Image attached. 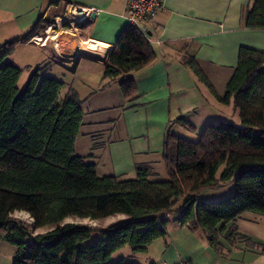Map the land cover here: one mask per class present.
<instances>
[{
    "label": "trees",
    "instance_id": "obj_1",
    "mask_svg": "<svg viewBox=\"0 0 264 264\" xmlns=\"http://www.w3.org/2000/svg\"><path fill=\"white\" fill-rule=\"evenodd\" d=\"M249 28H264V0H254L244 14ZM42 28L44 27L41 26ZM22 38L0 44V241L16 249L11 264H134L111 255L125 245L144 253L155 239L164 238L170 218L192 231H201L216 250L236 239L250 237L233 226L244 212L264 213V51L241 46L233 72L218 95L195 57L181 61L221 103H233L240 123H209L192 141L172 132L182 117L170 121L162 160L165 179H151V167L140 163L134 178L99 176L89 156L74 153L82 116V100L74 90L62 95L64 82L42 74L36 66L20 90L22 69L5 61ZM156 57L151 42L127 25L109 52L102 80L119 81L124 98L136 94L135 83L125 75ZM231 181L233 193L222 200L203 202L198 193ZM24 211L32 219L33 234L19 220ZM125 217L99 229L67 218L97 220ZM93 230L99 237L88 242ZM262 252L264 242L253 240Z\"/></svg>",
    "mask_w": 264,
    "mask_h": 264
},
{
    "label": "crops",
    "instance_id": "obj_2",
    "mask_svg": "<svg viewBox=\"0 0 264 264\" xmlns=\"http://www.w3.org/2000/svg\"><path fill=\"white\" fill-rule=\"evenodd\" d=\"M253 2L162 0L148 29L156 57L145 67L125 75L133 79L136 87L135 96L129 99L123 97L119 81L106 82L101 77L109 52L127 26L123 15L125 0H0V18L11 21L1 37L4 42L22 38L34 27L32 34L41 32V26L59 15L67 4L99 8L98 13L77 26L78 35L58 34L55 54L63 62L51 60L31 42L16 47L20 44L36 47L38 53L53 63L45 68L44 74L64 82L62 95L74 90L82 100L83 116L74 153L89 156L99 176L134 178L136 165L145 163L151 167V179H165L162 154L170 121L182 117L192 125L190 130L179 123L172 124V132L183 137L190 131L198 137L209 123H240L239 110L233 103L219 102L196 80L181 58L184 54L193 55L217 94L223 95L239 48L264 51V28H249L244 24V14ZM87 41L105 45L104 58L80 56L79 46ZM45 48L51 51L49 43ZM38 65L43 66V62ZM234 188L228 181L201 190L197 197L203 202L218 201L229 197ZM233 226L250 238L232 243L223 240V247L216 250L201 231H192L170 218L165 237L153 240L144 253H134L130 261L134 264H175L179 260L194 264H264V252L253 243V240L264 242V213L244 212Z\"/></svg>",
    "mask_w": 264,
    "mask_h": 264
},
{
    "label": "built area",
    "instance_id": "obj_3",
    "mask_svg": "<svg viewBox=\"0 0 264 264\" xmlns=\"http://www.w3.org/2000/svg\"><path fill=\"white\" fill-rule=\"evenodd\" d=\"M162 0H125L123 15L127 25L137 29L142 35L149 40L148 29L150 28L151 19L156 11L161 7ZM100 11L99 8L67 4L63 11L48 20L41 32L30 35L27 42H31L43 50L51 60L56 62L62 61L55 54L57 48L56 38L59 33L68 32L72 35L77 34V26ZM150 41V40H149ZM50 44L51 51L46 50ZM63 62V61H62ZM175 264H194L190 261L179 260Z\"/></svg>",
    "mask_w": 264,
    "mask_h": 264
},
{
    "label": "rangeland",
    "instance_id": "obj_4",
    "mask_svg": "<svg viewBox=\"0 0 264 264\" xmlns=\"http://www.w3.org/2000/svg\"><path fill=\"white\" fill-rule=\"evenodd\" d=\"M11 21L5 20V18H0V44L4 42L5 39L1 37V33L5 34L3 32V29L9 26ZM67 43H64V45ZM41 50V49H40ZM44 52L43 50H41ZM45 53V52H44ZM82 54V53H81ZM86 55V54H85ZM5 61H9L17 66H19L22 71L18 79V87L21 90L23 86L25 85L31 71L35 68V66L39 62H43V68H49L51 66V62L47 58H44V55L41 53L37 52V48L33 47L31 44L26 45V44H20L19 46L15 47L13 53L9 58H7ZM83 63H91V62H85V60H81ZM43 70V71H44ZM42 74H44L42 72ZM63 93V90H62ZM185 138H188L189 140L195 141L197 140V137L193 134V132L190 131V133L185 134ZM167 176H165L166 178ZM125 216L122 214H116L113 216H108L106 218L102 219H97V220H91L87 218H67L65 221H70V222H75V223H82L87 226H90L94 229H99L107 226L108 224L115 222L117 220L123 219ZM11 218L14 220H19L23 223H25L29 228L30 231L35 234L39 232H43L46 230V228H40V229H32L30 227L32 223V219L30 216L24 212V211H15L11 214ZM99 237V231L98 230H93L90 234V237L88 238V242H92L96 240ZM16 247L6 241H0V264H11L14 252H15ZM133 253L130 250V247L128 245H125L121 249L117 250L111 255L110 261L114 262L119 260L120 258H124L125 260H131V256Z\"/></svg>",
    "mask_w": 264,
    "mask_h": 264
},
{
    "label": "bare ground",
    "instance_id": "obj_5",
    "mask_svg": "<svg viewBox=\"0 0 264 264\" xmlns=\"http://www.w3.org/2000/svg\"><path fill=\"white\" fill-rule=\"evenodd\" d=\"M105 45L95 42V41H87L81 42L79 46V53H82L80 56H84L83 54L89 55V58L92 59H102L104 54ZM91 56V57H90ZM85 57V56H84Z\"/></svg>",
    "mask_w": 264,
    "mask_h": 264
},
{
    "label": "water",
    "instance_id": "obj_6",
    "mask_svg": "<svg viewBox=\"0 0 264 264\" xmlns=\"http://www.w3.org/2000/svg\"><path fill=\"white\" fill-rule=\"evenodd\" d=\"M92 15H93V14H92ZM92 15H91V16H92ZM149 34H150V32H148V35H149ZM84 56H85V57H88V55H84Z\"/></svg>",
    "mask_w": 264,
    "mask_h": 264
}]
</instances>
